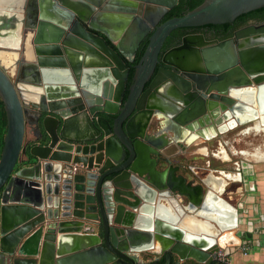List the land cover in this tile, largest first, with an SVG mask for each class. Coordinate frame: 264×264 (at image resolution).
Returning a JSON list of instances; mask_svg holds the SVG:
<instances>
[{"label": "water", "instance_id": "water-1", "mask_svg": "<svg viewBox=\"0 0 264 264\" xmlns=\"http://www.w3.org/2000/svg\"><path fill=\"white\" fill-rule=\"evenodd\" d=\"M110 1L124 6L90 18L83 0H0V264H224L218 251L247 242L237 208L229 223L211 207L189 161L213 143L241 168L264 162L241 155L264 154V31L256 49L216 42L218 63L206 59L211 49L200 61L198 47L210 44L201 36L159 54L172 31L231 24L264 0H204L160 25L175 0ZM146 36L123 101L126 63ZM191 216L211 231L183 226Z\"/></svg>", "mask_w": 264, "mask_h": 264}, {"label": "crops", "instance_id": "crops-1", "mask_svg": "<svg viewBox=\"0 0 264 264\" xmlns=\"http://www.w3.org/2000/svg\"><path fill=\"white\" fill-rule=\"evenodd\" d=\"M255 131L258 130L254 129ZM172 135L171 132H165L161 138L169 140ZM178 144L181 150L186 149L184 141L179 140ZM203 147L200 152L195 153V160L189 161L192 173L205 180L214 196L210 206L217 209L221 215L228 216L229 223L236 220L237 208L238 234L247 240L242 246L247 247L246 255L242 254V247L227 254L223 251L226 254V263L264 264V162L257 163L249 159L242 162L241 168L233 157L235 155L230 156L222 146L214 145L207 149L206 146ZM260 152L261 150L253 149L251 152L242 151L241 155L256 161L264 160V154L261 155ZM192 173L188 172L189 175ZM192 217L193 222H186L189 228H198L202 234L211 231L207 227L211 222ZM209 217L216 218L214 215ZM196 223L202 225L198 226Z\"/></svg>", "mask_w": 264, "mask_h": 264}, {"label": "flooded vegetation", "instance_id": "flooded-vegetation-1", "mask_svg": "<svg viewBox=\"0 0 264 264\" xmlns=\"http://www.w3.org/2000/svg\"><path fill=\"white\" fill-rule=\"evenodd\" d=\"M84 2H85V5H86V8H88L87 9V15L90 17V18H92V17H96V16H98L99 14H103V13H105L106 11L105 10H107V7L109 8V7H123L124 6V4H113L110 0H83ZM177 3H178V1L177 0H175V4H174V6L173 7H175L176 5H177ZM130 9H135V10H138L139 9V7H138V4H135V5H130V6H128ZM172 7V8H173ZM171 8V9H172ZM170 9V10H171ZM169 10V11H170ZM168 11V12H169ZM168 12H167V14H168ZM131 14H133V12H131ZM167 14H165L162 18H161V20L158 22V25H160L161 23H163V22H165V20H164V17L167 15ZM133 16H135V14L133 15ZM131 23L132 24H135L134 23V21L131 19ZM233 23V22H232ZM232 23L230 24V25H232ZM182 29H188V30H186V33L184 34V35H182V36H179V35H173V36H170V38H169V40L167 39V40H165L164 41V43H163V46H162V48H161V51H160V54H159V58L164 54V53H167V52H169L170 50H172V49H174V48H177V47H179V46H181L182 44H183V40L186 38V37H189V36H191V37H195V38H197V37H199V36H201L202 37V39H203V41L204 42H206V43H210L209 45L207 44V45H202V46H200V47H198V49H200V56H199V58H200V61H202L203 62V57H202V52L205 50V49H211V50H213L214 48H216L215 46H216V42H218V43H221V42H225V41H229L228 42V44L226 45V49H230V47L232 46V48H236V45L234 44V40H235V38H237L238 39V41H242L243 43H244V41L245 42H249V44H247V43H244V50L243 51H245V50H247V49H256L257 48V46H259V45H253L251 42L252 41H254L253 39L254 38H257V36L258 35H256L255 34V30H257L258 31V29H261L260 31H264L263 29H264V14L263 15H261V16H255V17H251V18H247L246 19V21L243 23V24H241L239 27H237V28H235V29H232V31H231V34L228 36V37H226V38H221V37H219V35H216V29H212V28H209V27H204V26H201V27H194V28H182ZM256 31V32H257ZM91 33H93V34H97V35H99V36H102L105 40H106V42H107V44L111 47V48H113L114 49V45H115V43H110L109 41H108V39L104 36V35H102L101 33H98V32H95V31H90ZM111 36L112 37H116V34H111ZM122 36H124V33L123 32H121L120 34H119V37H122ZM148 38V36H146L141 42H140V44H139V46H138V48L140 47V45L143 43V41H145L146 39ZM199 41V40H198ZM197 41V42H198ZM258 41V40H257ZM262 41H263V43H262ZM261 41V44H260V47H264V40H262ZM164 45L166 46V48L164 49ZM251 47V48H250ZM138 48H137V50H138ZM195 48H197V46L195 47ZM218 48H220V47H218ZM222 49V48H221ZM188 50H190V49H188ZM215 52V53H214ZM136 53H137V51H136ZM187 53V52H186ZM219 53V54H218ZM202 54V55H201ZM221 54H222V52L221 51H219L218 49H215V50H213L212 51V55H211V57H207L206 56V54H205V57H206V59H214L213 60V62H216V63H218V62H220V58H221ZM231 54H232V56L234 57V55H233V53L231 52ZM214 55V56H213ZM216 55V56H215ZM244 55H246V52H245V54ZM135 56H136V54H135ZM186 56H188V58H189V54H187ZM237 61V63H238V57L235 55V58L233 59V61ZM233 61H231V62H233ZM235 61H234V64H235ZM234 64H231V67H233V65ZM160 67H164V66H162V65H157V69L158 68H160ZM210 67H212V68H210ZM209 68L210 69H213V68H215V69H217L216 67H218V66H210ZM165 68H167V67H165ZM183 79L184 80H186L187 82H190V83H192V81L189 79V78H186V77H183ZM178 81V80H177ZM179 82V81H178ZM179 84H181V83H179ZM182 85V84H181ZM176 91H177V93L180 95V96H183V95H181V93L179 92V90L178 89H175ZM245 91H249V90H245ZM193 90H190V94H193ZM198 94V93H197ZM197 94L195 93V95L197 96ZM157 96H159L158 94H157ZM161 97V96H160ZM160 100L162 99V100H164L165 102H167L168 104H173L174 103V101H173V99H171V98H166V97H161V98H159ZM226 127V126H225ZM166 143V142H165ZM186 144V143H185ZM188 144H189V142L186 144V149H183L184 150V152H185V154H187L188 153V151H189V149H190V147H188L187 148V146H188ZM191 150V149H190Z\"/></svg>", "mask_w": 264, "mask_h": 264}, {"label": "trees", "instance_id": "trees-1", "mask_svg": "<svg viewBox=\"0 0 264 264\" xmlns=\"http://www.w3.org/2000/svg\"><path fill=\"white\" fill-rule=\"evenodd\" d=\"M178 3L175 7H173L168 14L164 17V20H168L174 17H181L184 14H186L187 12L193 10L194 8H196L197 6H199L204 0H177ZM264 14V8L243 14L238 16L237 18H235V20L233 21L232 25L230 24H224V25H205L204 27H209L212 29H216V35H219V37L221 38H226L231 34L232 29H235L237 27H239L241 24H243L247 18H251V17H257V16H261ZM186 30L188 29H176L174 31H172L170 33V36L173 35H179L182 36L186 33ZM170 36L167 38L169 40ZM166 39V40H167ZM147 46V39L145 41H143V43L140 45V47L137 50L136 56L134 58V61L131 64L126 63L128 66L131 67L130 71H129V75L125 84V93H124V97H123V101L126 99V96L128 94V88L130 87L131 83H132V77L134 74V70L132 68V66L136 65L139 61V59L141 58L145 48ZM166 48V46L164 45V49ZM6 132V114L4 111V107H3V103L0 100V154H1V149L3 146V138ZM1 193V190H0Z\"/></svg>", "mask_w": 264, "mask_h": 264}, {"label": "bare ground", "instance_id": "bare-ground-1", "mask_svg": "<svg viewBox=\"0 0 264 264\" xmlns=\"http://www.w3.org/2000/svg\"><path fill=\"white\" fill-rule=\"evenodd\" d=\"M237 94L238 95H242V94H240V92H237ZM234 125V122L233 121H230L229 122V124H227L226 125V127L225 128H227V127H232ZM223 129H224V127H222ZM255 130H257V128H255ZM259 131V130H258ZM189 220H191L192 221V219H187L185 222H184V224H183V226H186L189 230H192V231H194V232H196V233H202L201 231H200V229H198V228H189V226L186 224V222L187 221H189ZM193 222V221H192ZM198 226H200V225H202L201 223H196Z\"/></svg>", "mask_w": 264, "mask_h": 264}, {"label": "built area", "instance_id": "built-area-1", "mask_svg": "<svg viewBox=\"0 0 264 264\" xmlns=\"http://www.w3.org/2000/svg\"><path fill=\"white\" fill-rule=\"evenodd\" d=\"M241 252H242L243 255H246L247 252H248L247 247H246V246L242 247V248H241ZM217 257H218V260H219V261L223 262L224 264H227V263H226V262H227L226 255L224 254L223 251H221V250L218 251V253H217Z\"/></svg>", "mask_w": 264, "mask_h": 264}, {"label": "rangeland", "instance_id": "rangeland-1", "mask_svg": "<svg viewBox=\"0 0 264 264\" xmlns=\"http://www.w3.org/2000/svg\"><path fill=\"white\" fill-rule=\"evenodd\" d=\"M253 135H254V134H251V143H253V142H254L253 144H257V143H258V141H256V140H255V139H256V137H254ZM247 137H248V136H247ZM257 138H258V137H257ZM247 139H248V138H245L244 140H245V141H248V140H250V139H248V140H247ZM255 141H256V142H255ZM213 146H214V144L212 143V144H211V148H212ZM195 157H197V156L195 155ZM234 158H235L237 161H241V160H242V158H240L239 156H237V157H236V155H235V157H234ZM190 160H192V161H193V160H195V158H193V159H190ZM251 161H252V160H251Z\"/></svg>", "mask_w": 264, "mask_h": 264}]
</instances>
